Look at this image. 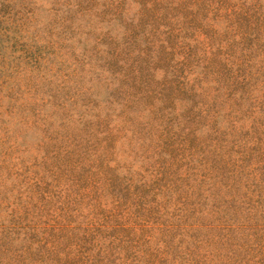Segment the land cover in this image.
Masks as SVG:
<instances>
[{"label": "rangeland", "instance_id": "obj_1", "mask_svg": "<svg viewBox=\"0 0 264 264\" xmlns=\"http://www.w3.org/2000/svg\"><path fill=\"white\" fill-rule=\"evenodd\" d=\"M0 264H264V0H0Z\"/></svg>", "mask_w": 264, "mask_h": 264}]
</instances>
